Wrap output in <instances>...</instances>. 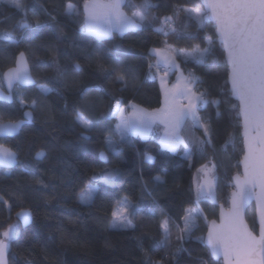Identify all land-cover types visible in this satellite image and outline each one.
Wrapping results in <instances>:
<instances>
[{"label": "trees", "instance_id": "obj_1", "mask_svg": "<svg viewBox=\"0 0 264 264\" xmlns=\"http://www.w3.org/2000/svg\"><path fill=\"white\" fill-rule=\"evenodd\" d=\"M142 2L126 0L124 7L132 14L136 10L134 6ZM21 3L23 10L6 0L0 1V21H3L0 34L22 20L28 21V27L16 34L20 43L0 41V74L13 66L17 54L24 51L37 84L21 86L19 95L14 93L12 103L0 101V119L23 117L27 106L20 105L21 97L26 105L36 100L39 107L34 111L33 123L25 124L18 135L1 139L18 152L19 161L12 169L0 167V195L7 201L0 202V234L10 225H17L20 210L28 208L32 212V221L28 225L18 222L19 235L10 242L9 264H144L147 257L139 247L141 240L147 255L158 260L166 251L155 243L160 239L157 221L161 211L177 219L184 215L186 208L193 207H200L202 214L195 221L191 239L183 244L192 253V259L184 253L181 264H200L201 260L203 264H222L213 259L201 238H204L209 221L218 217L219 205L228 206L233 189L231 178L241 170L240 161L244 154L239 106L228 84L225 52L210 19L200 21L180 12L176 25L185 39H177L171 34L165 36L157 31L163 17L171 15L178 7L206 12L201 0H150L153 5L149 9L150 21L144 27L123 34L113 32L100 39L81 32L84 0H21ZM69 3L75 6L71 14L65 11ZM37 19L39 28L36 27ZM165 43L177 50H191L197 44L201 48H211L204 65L178 56L181 69L196 74L203 81L196 86L209 93L210 102L200 109L199 114L210 125V143L204 145L202 151L194 147L191 154L186 155L183 145L173 153L163 148L156 136L144 138L138 134L127 137L119 144L118 154H113L105 146L104 136L99 131L89 134L92 139H84L82 129L74 121V110L85 99L95 97L100 101L90 109L91 118L100 121L98 128L116 123V120L107 118L112 96L150 109L161 106L162 91L158 78L147 77L148 65L157 60L155 55H149V50L163 48ZM116 52L142 54L121 58L136 70L140 80L137 89L121 92L120 85L113 82L114 75L106 76L98 68V53L104 57L99 63L107 68L113 62L111 54ZM76 63L80 64L79 71L75 70ZM61 70L66 75L57 79ZM73 77L76 86L69 87ZM39 85L53 91L44 94ZM79 87L99 88V91H92L89 97L82 98L77 90ZM213 99L219 100L220 104L211 103ZM183 135L188 140L204 138L203 130L194 129L191 120L185 122ZM113 139L118 140V137ZM41 150L46 156L37 159L36 153ZM101 152L107 153V162L100 159ZM145 152L154 159L150 162L144 160ZM66 170L68 179H64ZM113 170L120 173L114 185L93 181L94 175ZM204 172L207 176L218 174L217 204L211 199L196 203L195 190L202 184L206 176ZM157 175L162 176L165 183L152 186L156 205L149 212L152 198L143 195L141 183L150 182ZM41 178L46 183L56 184L60 194H50V189L48 192L39 191L35 181ZM89 182L96 183L98 188L90 207L80 204L77 199L80 190ZM124 196L141 209L134 221L136 227L112 229L108 226L111 208ZM246 217L256 231L254 204L248 208ZM175 235L174 231L173 251L179 246ZM0 239H3L2 235ZM106 242L110 245L106 246Z\"/></svg>", "mask_w": 264, "mask_h": 264}, {"label": "snow or ice", "instance_id": "obj_2", "mask_svg": "<svg viewBox=\"0 0 264 264\" xmlns=\"http://www.w3.org/2000/svg\"><path fill=\"white\" fill-rule=\"evenodd\" d=\"M17 9L23 10L24 5L21 0H6ZM207 12H200L194 8L178 7L171 15L163 17L161 27L158 32L165 36L173 35L177 39L186 37L176 25V20L180 12H185L189 16L203 21L204 19H214L216 30L226 50L230 72L228 82L231 84L232 93L240 101V112L244 119L245 128L252 132L259 133L256 136L249 137V153L255 155L259 153V163L253 165L252 172H248L246 163V178L243 182L236 177V191L232 193V208L227 215H222L221 224L216 225L212 221L206 239L201 238L211 254L217 258L222 257L224 264H264V208L260 212L259 218V236L253 234L242 221L241 212L244 205L253 196L264 204V0H204ZM124 0H84V20L81 24V32H86L98 39L110 36L113 32L123 34L130 29L144 27L150 21L149 9L153 7L150 0H143L141 4L135 5V11L132 15H127L122 11ZM65 11L69 14L75 11V6L71 3L66 5ZM3 23V21H0ZM28 27V21L22 20L11 30L5 29L0 34V41L7 44H18V30ZM36 27H40L39 20L36 21ZM63 35V33H61ZM34 38V37H33ZM42 47H44L42 45ZM50 47V46H47ZM211 53V48H201L200 45H194L190 51L177 50L165 43L163 48H153L149 50V55L157 57L155 65L149 64V75L147 78L155 79L152 69L155 67L157 72L163 67V76L161 83L163 87L164 105L154 112H148L132 101H125L121 97L112 96L109 99L107 118L116 120L114 126L107 128H98L100 121L93 120L90 115L92 105L100 104L98 98L92 97L85 99L74 110V121L82 129L81 136L84 139H92L90 133L99 131L104 136L105 146L113 154H118L119 144L123 143L130 135L146 136L153 131L154 125L163 124L164 131L160 136V144L163 148L175 153L178 146L183 145L186 155H190L194 147H199L202 151L204 145L210 143V125L199 114L200 109L208 104V91H201L196 85L203 81L189 73L188 77L181 76L177 82L168 88L164 77L174 68L178 69L177 57L192 60L197 64H206L207 57ZM127 55H142L141 53L116 52L111 54L112 64L105 67L99 61L104 57L99 53L96 56L98 68L106 76L114 75V83L120 85V91L135 90L138 88L140 80L136 70L121 59ZM75 70H80V64H75ZM66 73L61 70L58 72L57 79H63ZM0 80L7 83L8 94L0 92V99L11 100L15 93L19 95L22 85L34 83L32 74L29 70L28 59L24 51H20L14 59V67H9L7 71L0 74ZM76 80L73 77L69 87H75ZM82 98L89 97L92 91L87 87L77 89ZM40 91L47 94L53 89L41 86ZM178 100L186 101L179 103ZM211 103L220 104L219 100L213 99ZM20 105L27 106L32 111L25 112L27 121L35 119L33 112L37 110L39 104L33 100L30 105L25 104V100L20 98ZM67 107V105H65ZM191 120L194 129L203 130V139L193 137L190 140L183 135L185 122ZM25 120L7 122L0 119V139L14 135L19 132ZM247 135V131H246ZM113 137H118L113 139ZM46 153L41 150L36 153V158L41 159ZM101 159L107 161L108 157L104 152L100 153ZM154 157L145 152L144 160L152 161ZM246 161L249 159L245 157ZM18 162V152L13 148L0 144V166L11 169ZM205 168L207 165L204 166ZM118 170L105 171L101 175H94L93 181H102L105 184L114 185L119 180ZM64 179H68V173ZM36 185L41 192L59 195L60 191L56 184L46 183L44 179H37ZM162 176L157 175L150 182L142 181V193L152 198V206H149V212L153 211L156 200L153 194V185L164 184ZM63 184V180L61 181ZM257 185L260 192L255 191ZM98 192L96 183H89L83 187L78 194V202L86 206H92ZM196 203L201 200L214 198L213 183L211 180L204 184H199L195 190ZM0 202L7 203L4 197L0 195ZM47 203V201H46ZM141 209L132 203L128 196H124L111 208V219L109 227L112 229H134V221L138 217ZM202 214L198 207L186 208L184 215L177 219L161 211L160 219L157 221V227L160 239L155 243L166 249L165 254L158 260H153L147 255V250L143 247V240L139 247L145 252L146 260L144 264H181V257L184 253L192 259V253L183 247L186 240L191 239L192 229L196 226V219ZM17 218L21 219L25 225L32 221V212L30 210H21L17 213ZM175 231V240L178 247L172 249L173 232ZM0 239V264H9L10 261V242L18 235L17 225H10L2 234ZM110 242H106V246ZM203 264V261H200Z\"/></svg>", "mask_w": 264, "mask_h": 264}, {"label": "water", "instance_id": "obj_3", "mask_svg": "<svg viewBox=\"0 0 264 264\" xmlns=\"http://www.w3.org/2000/svg\"><path fill=\"white\" fill-rule=\"evenodd\" d=\"M201 3H202V5L204 6L205 11L207 12V8H206V6L204 5V0H201ZM210 20L214 23V25H215V27H216V22H215V20H214V19H210ZM215 32H216V36H217L218 41L223 45V43H222V41H221V39H220V37H219V34H218V32H217L216 29H215ZM223 49H224V52H225V59H226V61H227L226 50H225V48H224V45H223ZM25 54H26V53H25ZM17 55H18V54H17ZM26 57H27V55H26ZM27 59H28V57H27ZM227 64H228V61H227ZM28 66H29V70H30V72H31V74H32V79H33L34 83H32V84H27V85H22V86H24V87L34 86V85L37 84L36 78L34 77V75H33V73H32V69H31V65H30L29 59H28ZM11 67H14V65L11 66ZM228 68H229V72H230V65H229V64H228ZM7 69H8V68H7ZM7 69L4 70V72L7 71ZM228 84H229V87H230V90H231V84H230L229 82H228ZM0 92H3L5 95L8 94V86H7V83L4 82V81H3V84H0ZM231 93H232V91H231ZM232 97L238 102V106H239V114H240V119H241V135H242V138H243V144H244V154H243L242 159H241V161H240L241 170H240L239 172L235 173V174L232 176V178H231V182H232V185H233V189H232L231 192H230V196H229V204H228V206H225V205H223V204H220V205H219V214H218V217H217V218H214V219H211V220L209 221V223H208V228H207L206 233H205V235H204V238H205V239H206V237H207V234H208L209 228L212 226V221H215V222H216V225L219 226V225L221 224V217H222V215H227L228 212L230 211V209L232 208V193H233L234 191H236V187H235V186H236V183H237L236 177H239V178H240V181L243 182V181L245 180V178H246V175H245V174H246V169H245V165H246V163H247L248 166H249V167H248V172H249V173L252 172L253 165L256 164V165L258 166V163H259V159H258V157H259V153L257 152L255 155L249 153V150H248V143H247L249 137L256 136V135H258L259 133H257V132H252L251 129H247V130H246V128H245V123H244V119H243V117H242V115H241V112H240V101H239V99H238L233 93H232ZM0 101L7 102V103H12V102L14 101V94L12 95V99H11V100H3V99H0ZM29 111H32V109H31L30 107H27V108L23 111V117H22V118L17 119V120H12V121L25 120V123L21 126V129H22V127H23L25 124L33 123L34 120H32V121H27L26 118H25V116H24V113H25V112H29ZM33 116H34V112H33ZM7 121H9V120H5V122H7ZM21 129L19 130V132L15 133L14 135H10V136H7V137H14V136L18 135V134L20 133ZM246 131H247V135H246ZM5 138H6V137H5ZM0 144H5V143H3V142L1 141V139H0ZM5 145H6V144H5ZM6 146H8V145H6ZM8 147H10V146H8ZM104 154L107 156V153H106V152H104ZM246 156L249 157V159H248L247 161H246V159H245ZM107 157H108V156H107ZM100 159H101V156H100ZM101 160L104 161V162H107V161H108V159H107V161H105V160H103V159H101ZM18 161H19V156H18ZM17 164H18V162H17ZM17 164H16V165H17ZM16 165L12 166V168H14ZM0 167H2V166H0ZM2 168H4V167H2ZM12 168H11V169H12ZM5 169H8V168H5ZM208 180H211V181H212V183H213V192H214V198H210V199H211L214 203L217 204L218 201H217V196H216V186H217V182H218V174L216 173V174H215L214 176H212V177H210V176H209V177H206V178L202 181V184H204V183H205L206 181H208ZM260 190H261V189H260L259 185H257L255 191H256L257 193H259ZM252 204L255 205V209H256V223H257V226H258L256 231L252 228V226L250 225V223L248 222L247 217H246L247 210H248V208H249ZM262 208H264V204H262L261 202H259V201L256 199V197L253 196V198L250 199V200H248V202L244 205V208H243V210H242V212H241V218H242L243 224H244L249 230H251V231L253 232V234L256 235V236H259V218H260V212H261ZM13 225H14V224H13ZM204 243H205V242H204ZM205 244H206V243H205ZM209 251H210V249H209ZM210 254H211V251H210ZM211 256L213 257V259H214L215 261H221L222 264H224V261H223V258H222V257L217 258V257L213 256L212 254H211Z\"/></svg>", "mask_w": 264, "mask_h": 264}, {"label": "rangeland", "instance_id": "obj_4", "mask_svg": "<svg viewBox=\"0 0 264 264\" xmlns=\"http://www.w3.org/2000/svg\"><path fill=\"white\" fill-rule=\"evenodd\" d=\"M1 1V0H0ZM125 1L126 0H124V3H125ZM122 11H124L127 15H129V16H131L132 14H130L126 9H125V7L123 6L122 7ZM182 50H185V49H182ZM185 51H190V50H185ZM155 63H156V60H155ZM178 65H179V68L178 69H176V68H174L173 69V72L176 70V77H175V79H174V81H173V83H170V80L171 79H169V74L172 72V70H170L169 72H168V75L166 76V77H164V80L166 81V86L168 87V88H171V86L173 85V84H175L176 82H177V79L178 78H180L181 76H183V77H188V72H184L182 69H181V67H180V64L178 63ZM157 71V70H156ZM160 72L158 73V74H156V73H154V72H152L153 74H155V76H156V78H158V81L160 82V85H161V91H162V97H163V99H162V105L160 106V107H158V108H154V109H150V108H146V107H143V106H141V105H139V104H136V105H138L140 108H142V109H144V110H146V111H148V112H154L155 110H157V109H160L161 107H163V105H164V96H163V87H162V83H161V77L163 76V73H161V72H163L164 70L163 69H160L159 70ZM195 76L196 77H198L196 74H195ZM169 79V80H168ZM41 86H43V87H46V88H48L47 86H45V85H39V87L41 88ZM197 87V86H196ZM178 102L179 103H186V101H182V100H178ZM134 103V102H133ZM163 131H164V125L163 124H157V125H154V127H153V131L152 132H150L149 134H147L146 136H144V135H141L142 137H144V138H148V137H154V136H156L157 138H159V142H160V136L163 134ZM138 135V134H137ZM204 171H206V168L204 169ZM204 174H206L205 172H204ZM215 175V174H214ZM213 174L212 175H210V177H212V176H214ZM206 177H209V176H207V174H206V176H204V179L206 178ZM203 179V180H204ZM89 183H92V182H89ZM89 183H87V185L89 184ZM130 199V198H129ZM131 200V199H130ZM132 201V200H131ZM132 203H133V201H132ZM198 208H200V207H198ZM201 209V208H200ZM22 210H30V209H28V208H26V209H22ZM21 211V210H20ZM19 211V212H20ZM31 211V210H30ZM18 222H21V223H23V221L21 220V219H18L17 218V225H18ZM24 224V223H23Z\"/></svg>", "mask_w": 264, "mask_h": 264}, {"label": "crops", "instance_id": "obj_5", "mask_svg": "<svg viewBox=\"0 0 264 264\" xmlns=\"http://www.w3.org/2000/svg\"><path fill=\"white\" fill-rule=\"evenodd\" d=\"M156 59H157V57H156ZM176 62H177V64L179 63L178 57H177V61H176ZM152 72L158 74L160 71L157 72L156 69H154V70H152ZM161 73H163V72H161ZM172 74H174L173 78L171 77ZM169 76H170L169 79H171V80H170V83H173V81H174V79H175V77H176V70L173 72V69H172V72L169 74ZM169 79H168V80H169ZM159 83H160V82H159ZM160 87H161V85H160ZM162 99H163V97H162ZM162 102H163V101H162ZM161 105H162V104H161Z\"/></svg>", "mask_w": 264, "mask_h": 264}, {"label": "built area", "instance_id": "obj_6", "mask_svg": "<svg viewBox=\"0 0 264 264\" xmlns=\"http://www.w3.org/2000/svg\"><path fill=\"white\" fill-rule=\"evenodd\" d=\"M150 64H153V65H155V62H151ZM154 69H155V67H154ZM161 69H163V67H161ZM189 73H192V72H191V71H189V72H188V74H189Z\"/></svg>", "mask_w": 264, "mask_h": 264}, {"label": "flooded vegetation", "instance_id": "obj_7", "mask_svg": "<svg viewBox=\"0 0 264 264\" xmlns=\"http://www.w3.org/2000/svg\"><path fill=\"white\" fill-rule=\"evenodd\" d=\"M3 84V83H2Z\"/></svg>", "mask_w": 264, "mask_h": 264}]
</instances>
